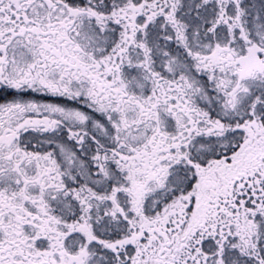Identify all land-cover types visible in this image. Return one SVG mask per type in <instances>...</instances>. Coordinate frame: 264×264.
Instances as JSON below:
<instances>
[{
	"label": "snow or ice",
	"instance_id": "6c2138e0",
	"mask_svg": "<svg viewBox=\"0 0 264 264\" xmlns=\"http://www.w3.org/2000/svg\"><path fill=\"white\" fill-rule=\"evenodd\" d=\"M0 264H264V0H0Z\"/></svg>",
	"mask_w": 264,
	"mask_h": 264
}]
</instances>
